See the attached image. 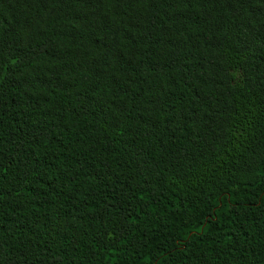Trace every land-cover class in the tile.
Segmentation results:
<instances>
[{
    "label": "trees",
    "instance_id": "16d2710c",
    "mask_svg": "<svg viewBox=\"0 0 264 264\" xmlns=\"http://www.w3.org/2000/svg\"><path fill=\"white\" fill-rule=\"evenodd\" d=\"M0 264H264V0H0Z\"/></svg>",
    "mask_w": 264,
    "mask_h": 264
}]
</instances>
